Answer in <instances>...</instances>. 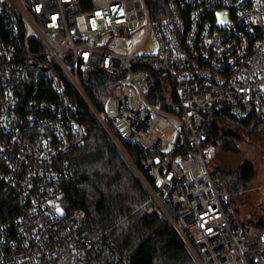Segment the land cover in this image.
<instances>
[{"label":"built area","instance_id":"built-area-1","mask_svg":"<svg viewBox=\"0 0 264 264\" xmlns=\"http://www.w3.org/2000/svg\"><path fill=\"white\" fill-rule=\"evenodd\" d=\"M163 1L152 17L145 0H0V184L27 206L0 226V264H89L85 214L58 202L84 109L195 264H264V227L237 220L207 167L218 118L264 122V0ZM99 81L103 112L85 91ZM119 139L140 148L136 164Z\"/></svg>","mask_w":264,"mask_h":264},{"label":"trees","instance_id":"trees-1","mask_svg":"<svg viewBox=\"0 0 264 264\" xmlns=\"http://www.w3.org/2000/svg\"><path fill=\"white\" fill-rule=\"evenodd\" d=\"M145 3L152 17L164 7L163 0H145ZM0 31L3 38L8 37L9 29L6 25H1ZM163 81L158 79L151 95L154 101H161L162 107L168 110L165 104L167 89ZM109 90V85L101 81L86 87V94L98 112H103ZM23 92L19 95L22 96ZM25 92V98L31 97V90L26 89ZM52 96L50 94L48 97ZM79 120L86 129L87 137L83 145L61 159L68 165L69 177L62 185L58 202L67 214L75 210H81L85 214L81 242L84 247H90L84 252L89 256L88 263L195 264L181 239L156 210L104 130L85 109ZM217 120L220 123L217 124L216 121L210 127V139H213L214 145L220 144L225 151H236L229 140L230 135L241 126L249 127L251 122H238L227 115ZM260 125L263 126L264 122L254 123L249 128L250 132ZM108 127L116 135L113 128ZM119 141L136 164L141 154L140 148L120 139ZM0 165L3 167L1 157ZM56 165L60 167L62 163ZM212 175L226 182L230 200H235L254 179L255 170L250 163H243L236 172L216 170ZM231 205L238 215L232 201ZM26 207L0 184V226L17 219ZM246 221L264 227V223L258 218ZM44 264L71 262L69 259L58 262L46 259Z\"/></svg>","mask_w":264,"mask_h":264},{"label":"rangeland","instance_id":"rangeland-1","mask_svg":"<svg viewBox=\"0 0 264 264\" xmlns=\"http://www.w3.org/2000/svg\"><path fill=\"white\" fill-rule=\"evenodd\" d=\"M140 38L139 35L138 39ZM152 50L151 45L143 48L145 54ZM252 125L253 123L249 127L241 126L230 135L229 140L236 147V151H225L220 144L213 145L216 150L215 159L207 163V167L211 173L216 170L236 172L243 163H250L254 167L255 177L246 189L235 200L231 198V201L240 214L236 216L237 220L258 218L264 223V125L256 126L255 130L250 132ZM164 137L171 139V134L166 133Z\"/></svg>","mask_w":264,"mask_h":264},{"label":"crops","instance_id":"crops-1","mask_svg":"<svg viewBox=\"0 0 264 264\" xmlns=\"http://www.w3.org/2000/svg\"><path fill=\"white\" fill-rule=\"evenodd\" d=\"M215 146H216V145H215ZM215 146H214V147H215ZM215 152H216V150H214V159H215Z\"/></svg>","mask_w":264,"mask_h":264},{"label":"snow or ice","instance_id":"snow-or-ice-1","mask_svg":"<svg viewBox=\"0 0 264 264\" xmlns=\"http://www.w3.org/2000/svg\"><path fill=\"white\" fill-rule=\"evenodd\" d=\"M57 211H59V209H57Z\"/></svg>","mask_w":264,"mask_h":264}]
</instances>
